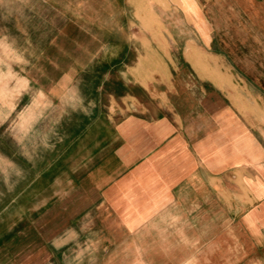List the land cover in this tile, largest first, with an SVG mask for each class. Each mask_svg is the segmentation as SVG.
<instances>
[{
  "label": "crops",
  "instance_id": "0c3cea01",
  "mask_svg": "<svg viewBox=\"0 0 264 264\" xmlns=\"http://www.w3.org/2000/svg\"><path fill=\"white\" fill-rule=\"evenodd\" d=\"M174 8L171 76L141 38L126 71L158 72L135 81L153 102L130 92V113L97 130L93 149L105 154L78 178L63 174L73 183L62 194L36 196L65 159L40 174L19 160L31 140L0 142V264H264V0ZM17 78L5 121L23 114ZM78 78L47 77L39 96L69 105ZM12 163L30 171L11 176Z\"/></svg>",
  "mask_w": 264,
  "mask_h": 264
},
{
  "label": "rangeland",
  "instance_id": "374dc122",
  "mask_svg": "<svg viewBox=\"0 0 264 264\" xmlns=\"http://www.w3.org/2000/svg\"><path fill=\"white\" fill-rule=\"evenodd\" d=\"M175 4L177 0H0V88L7 87V104L3 106L0 96V108L7 111L14 102L15 79L22 77L17 110L23 113L6 121L0 115V142L9 139L13 147L15 135L31 140L28 145L34 147L17 156L20 163L31 158L39 162L35 166L40 174L55 159H65L52 173L56 179L38 182L40 204L73 183L63 174L78 178L105 154V149H93L97 130L110 117L117 121L130 113V92L153 102L135 81H155L158 72L126 71L140 53L141 38L157 54V65H165L171 76ZM76 74L69 105L50 104L39 96L47 77ZM64 140L72 146L71 153L59 158L61 153L53 149ZM20 163L6 166L9 175L30 171V164ZM15 182L8 180V187Z\"/></svg>",
  "mask_w": 264,
  "mask_h": 264
}]
</instances>
